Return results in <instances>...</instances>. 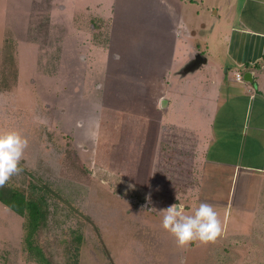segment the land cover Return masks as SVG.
Listing matches in <instances>:
<instances>
[{
	"label": "crops",
	"instance_id": "crops-1",
	"mask_svg": "<svg viewBox=\"0 0 264 264\" xmlns=\"http://www.w3.org/2000/svg\"><path fill=\"white\" fill-rule=\"evenodd\" d=\"M105 2H84L66 17L53 0L49 11V22L55 20L65 29L61 54H67V42L73 40L68 51L73 57L88 53L93 64L85 70V79L81 82L80 75L79 84L73 85L75 102L67 94V81L59 80L52 88L58 92L62 133L73 138L72 148L84 161L97 152L105 112L125 111V117L137 122V130L139 124L152 123L154 132H184L197 155L194 181L184 194L186 202L179 203L181 210L192 214L206 202L218 218L223 214L222 231L214 240H196L187 247L202 245L209 252L228 238L240 242L248 235L253 250L249 259L260 258L257 264H264V0H121L119 6ZM27 5L7 42L13 44L9 49L17 72L42 73L45 66L39 67L37 58L44 49L23 36L31 10ZM95 20L101 21L103 44L86 42L98 30ZM116 52L118 61L113 59ZM78 69L81 74V65ZM95 69L102 73L101 91L92 85ZM246 72L251 82L244 79ZM42 80L49 83L50 78ZM120 84L125 85V105H112ZM72 103L79 118L70 113ZM160 144L157 138L154 149ZM135 185L136 191H145L142 183ZM166 207L158 210L159 217ZM198 259L193 264L204 263Z\"/></svg>",
	"mask_w": 264,
	"mask_h": 264
},
{
	"label": "rangeland",
	"instance_id": "rangeland-1",
	"mask_svg": "<svg viewBox=\"0 0 264 264\" xmlns=\"http://www.w3.org/2000/svg\"><path fill=\"white\" fill-rule=\"evenodd\" d=\"M96 1L54 0L57 12L66 17L84 2L91 5ZM109 1L121 4V0ZM52 2L0 0V132L17 130L28 141L19 164L22 174L13 175L5 185L27 199L43 196L47 204L46 220L32 235L31 245L38 246L48 264H193L197 258L203 264H257L260 258L249 259L253 250L246 242L248 235L240 242L228 238L208 252L202 245L195 250L179 247L162 227L158 210L186 202L184 194L194 181L197 152L184 132H154L152 123L139 124L137 130V122L125 117V111L105 112L97 152L88 161L80 159L81 153L72 148L73 138L58 126V92L53 93L52 88L67 81V94L75 102L73 85L79 84L80 75L81 82L85 79L89 73L85 70L93 64L88 53L73 57L68 51L73 49V40L67 42V54H61L65 29L55 20L49 22ZM26 3L31 10L23 36L44 49L37 58L39 67L45 66L42 73L17 72L11 57L13 44L7 42L14 36L20 15L25 14ZM100 22L93 21L98 30L87 43L103 44ZM31 63L24 65L26 69L30 70ZM96 73L92 85L101 91L102 73ZM42 78H50L49 83L43 84ZM117 88L111 103L124 106L125 85ZM45 102L49 104L46 108ZM72 106L70 113L77 118L80 112ZM157 138L161 144L154 149ZM135 182L142 183L145 191H136ZM219 217L222 226L223 214ZM25 223V216L0 202V264H44L24 241ZM241 257L245 258L242 262Z\"/></svg>",
	"mask_w": 264,
	"mask_h": 264
},
{
	"label": "clouds",
	"instance_id": "clouds-1",
	"mask_svg": "<svg viewBox=\"0 0 264 264\" xmlns=\"http://www.w3.org/2000/svg\"><path fill=\"white\" fill-rule=\"evenodd\" d=\"M113 59L120 60V54L113 53ZM27 146L26 137L19 131L0 132V186H4L13 175L22 174L19 164ZM162 210L164 211L162 227L175 237L179 247L188 246L190 242L196 240L207 243L214 240L222 231L217 212L206 202H201L192 214H184L179 203Z\"/></svg>",
	"mask_w": 264,
	"mask_h": 264
},
{
	"label": "trees",
	"instance_id": "trees-1",
	"mask_svg": "<svg viewBox=\"0 0 264 264\" xmlns=\"http://www.w3.org/2000/svg\"><path fill=\"white\" fill-rule=\"evenodd\" d=\"M34 188L38 190L37 187ZM0 201L16 213L25 216L26 223L24 228L26 234L24 241L28 249L32 253L35 252L40 262L48 264V261L38 246L31 245L32 235L47 217V204L44 197L38 196L36 199H27L22 192L13 189L10 185H4L0 186Z\"/></svg>",
	"mask_w": 264,
	"mask_h": 264
},
{
	"label": "water",
	"instance_id": "water-1",
	"mask_svg": "<svg viewBox=\"0 0 264 264\" xmlns=\"http://www.w3.org/2000/svg\"><path fill=\"white\" fill-rule=\"evenodd\" d=\"M244 79L245 80H248L251 82V76H250V73L249 72H246L245 75H244Z\"/></svg>",
	"mask_w": 264,
	"mask_h": 264
},
{
	"label": "built area",
	"instance_id": "built-area-1",
	"mask_svg": "<svg viewBox=\"0 0 264 264\" xmlns=\"http://www.w3.org/2000/svg\"><path fill=\"white\" fill-rule=\"evenodd\" d=\"M235 79L238 80V81H241L242 80V76L240 73H236L235 74Z\"/></svg>",
	"mask_w": 264,
	"mask_h": 264
}]
</instances>
